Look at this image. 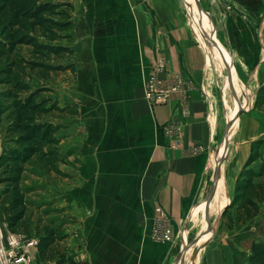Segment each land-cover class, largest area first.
I'll use <instances>...</instances> for the list:
<instances>
[{"label":"crops","instance_id":"0c3cea01","mask_svg":"<svg viewBox=\"0 0 264 264\" xmlns=\"http://www.w3.org/2000/svg\"><path fill=\"white\" fill-rule=\"evenodd\" d=\"M69 1L74 6L72 41L62 45L74 52L66 59L74 70L41 82L50 89L47 99L68 109L56 123L58 158L67 177L53 172L63 182L51 187L54 200L66 208V248L78 264H170L182 253V232L185 240L200 224L205 206L193 213L213 184L226 117L208 88V68L217 65L220 74L224 71L202 45L194 24L193 31L185 21L180 0ZM198 1L210 21L220 7L212 0ZM160 58L165 61L160 78L169 83L181 78L189 88L153 104L145 84ZM229 80L225 77L224 95L236 91L240 97ZM239 97H232L235 105ZM248 99L247 94L231 110L225 98L235 130L241 119L233 115ZM251 118L257 119H246L256 125L250 144L264 138V122ZM171 126L181 134L167 136ZM196 148L203 151L194 154ZM226 174L223 163L205 219H217L230 201ZM158 208L170 217L171 243L152 240Z\"/></svg>","mask_w":264,"mask_h":264},{"label":"trees","instance_id":"16d2710c","mask_svg":"<svg viewBox=\"0 0 264 264\" xmlns=\"http://www.w3.org/2000/svg\"><path fill=\"white\" fill-rule=\"evenodd\" d=\"M73 12L69 0H0V88H4L0 92V214L12 233H18L27 215L22 187L27 164L37 157L42 168L60 175L58 152L54 150L60 126L53 119L66 115L68 109L44 99L50 89L36 82L46 83L55 75L74 70V65L66 64L74 52L62 45L72 41ZM255 107H264V85ZM263 148L264 140L252 143L236 182V196L224 215L236 200H243L250 215L258 214L264 201ZM256 163H260L258 169H254ZM62 238L52 226L45 228L39 237L41 262L78 264L73 254L58 247ZM247 264H264V241L252 244Z\"/></svg>","mask_w":264,"mask_h":264},{"label":"rangeland","instance_id":"374dc122","mask_svg":"<svg viewBox=\"0 0 264 264\" xmlns=\"http://www.w3.org/2000/svg\"><path fill=\"white\" fill-rule=\"evenodd\" d=\"M180 1L184 7L185 21H187L192 30V24H194L195 30L198 33L202 44L204 39L214 44L215 50L213 49L212 51H209L205 46L204 48L208 51L211 58L221 64L224 71L220 74V70L218 69L219 66L217 67V65H212L208 68V88L215 93L217 101L219 104L223 105L225 110L226 122L223 132L224 135L228 124L227 114L230 112L229 108L225 105V98L230 109L233 110L235 107H238V105L240 106L244 102L247 97V90L251 91L248 94L249 99L246 104L247 108L240 116L239 119L241 120H239L238 127L236 130L234 128L235 131L230 138L229 155L224 161L225 171L227 172L226 176L229 183L228 196L229 200L232 202L236 196L237 179L244 168V164L240 167V160L246 154L247 147L250 144L249 139L254 130L252 128L256 127L254 124L247 123L246 119L247 117H256L259 124L262 125L264 122V107L260 109L255 107L259 90L264 85V0H231L235 2L233 3L230 1L232 3L231 5H225L218 0H212L214 5L217 4L216 6L220 7L216 8L217 13H211V15H209L214 29L211 28L208 17L199 8L197 0H194V5L197 8V10H194L195 13L192 12L190 9L191 7H189L191 5L187 4L185 0ZM242 2H249V4L246 5ZM188 7L194 17L196 16V18L200 20L204 31L202 32V35L199 33L196 20H194L190 15L188 11L189 9H187ZM206 8L208 9V7ZM203 33H205L206 37H204ZM24 51L26 53L27 49H24ZM220 51L225 56H228L232 72L235 71L239 78V86L242 90L246 91V93H242L241 89L235 86L240 92V97L236 91L234 93L231 91V93L228 92L226 96L224 95L223 90L225 86V77L228 79L230 78V82L231 78L232 80H236L237 77L233 75L231 77L224 61L215 57L212 53L215 52L219 54ZM36 85L45 87V85L39 81L36 82ZM3 89L4 88H0V92L3 91ZM48 96L49 94H46L43 98L47 99ZM232 97L234 99L239 97V104L236 103L235 105ZM66 116L67 114L55 117V119H53L54 123H58L57 121H59V119L62 121V119H65ZM256 120H254V122ZM6 125V121H4L3 126L6 127ZM260 139L264 140V138ZM2 141L3 135L1 134L0 155L2 153ZM252 143L253 142L250 144V153ZM263 149L261 151H264ZM54 150L59 152L58 147H55ZM59 161H62V163H57V168L60 173L58 176H62L61 178L66 179L67 175H65V173L61 170L64 162L63 160ZM259 167L260 163H256L254 165V169H258ZM54 182L59 185L63 181L54 178L50 170L42 168L37 157L32 159L27 164L22 181V187L26 190V201L28 204L26 219L20 226L18 233H12L8 229L5 217L0 214V251L3 254L1 255L0 253V264H5L3 245L8 234H16L39 239L45 228L52 226L56 229L58 236L64 237L62 238V241L58 242V247L62 250H67L66 243L68 236L65 232V228L66 225L69 224V221L63 219L66 208H60L59 204L54 200L55 196L51 190ZM236 201L234 203L235 205L232 208L230 207L229 211L223 215L220 220H218V218L215 219L214 216L207 215L205 219L206 212H208L211 208L209 205L205 206L204 214L201 216L200 224L195 229V233L191 232L190 234L187 232V237H185L187 241L186 264L248 263L252 244L254 242L264 241V201L260 203L259 212L256 215L249 214V210L243 206V200ZM209 217L210 222L208 224L207 220ZM202 232L203 234L201 235ZM185 233L186 232H182V236L180 238L183 241ZM200 235L201 238L198 244L194 246L193 243L200 237ZM152 240L156 242L153 237ZM181 249L183 250V247H181ZM196 254L197 256L194 257ZM178 261L179 256L176 260L173 258L170 261V264H178ZM54 263L57 264V260L54 261Z\"/></svg>","mask_w":264,"mask_h":264},{"label":"built area","instance_id":"2783aa9c","mask_svg":"<svg viewBox=\"0 0 264 264\" xmlns=\"http://www.w3.org/2000/svg\"><path fill=\"white\" fill-rule=\"evenodd\" d=\"M164 70L165 61L160 58L152 68L146 81L145 88L148 100L164 99L177 92L183 95L188 90L187 83L180 78H176L170 83L161 79L160 74ZM165 134L167 136H178L181 134V130L179 127L171 126L166 128ZM174 145L177 146L178 144ZM202 151V148H196L193 153L198 154ZM153 225L152 237L156 242L166 244L174 241L170 217L161 208L156 209ZM38 246L39 239L37 238L8 234L3 245L5 264H56L54 262L43 263L39 261Z\"/></svg>","mask_w":264,"mask_h":264},{"label":"bare ground","instance_id":"6f19581e","mask_svg":"<svg viewBox=\"0 0 264 264\" xmlns=\"http://www.w3.org/2000/svg\"><path fill=\"white\" fill-rule=\"evenodd\" d=\"M186 1V0H185ZM187 4H189V5H191V6H189V7H191L190 9L192 10V12L193 13H195V11L194 10H197V8L195 7V5H194V0H187ZM188 9V8H187ZM189 11V13H190V15H191V17L194 19V20H196V24H197V27H198V30H199V33L202 35V32H204L203 31V27H202V25H201V23H200V20L199 19H197L196 18V16L194 17V15H193V13L190 11V10H188ZM204 34V37H206L205 36V33H203ZM203 46H205L209 51H212L213 49L215 50V46H214V44H212L211 42H209V41H206L205 39H204V42H203V44H202ZM217 49V48H216ZM214 55H215V57H217V58H219V59H222L223 61H224V63H225V65H226V68L228 69V71H229V74H230V76L232 77V75L233 76H235L234 75V72H232V68H231V65H230V61H229V59H228V56H225L221 51H220V53L218 54V53H215V52H212ZM235 78V77H234ZM181 79V78H180ZM231 82H232V84L233 85H236V86H238L239 87V89H240V86H239V84H238V82L237 81H234V80H231ZM187 85H188V83H187ZM145 86H146V84H145ZM188 88H189V85H188ZM247 94H249V92H247ZM167 97H165L164 99H166ZM164 99H157V100H154V101H152V99H149V101H151V102H159V101H161V100H164ZM154 104V103H153ZM246 108H247V105L245 106V107H243V108H240V109H238L237 111L239 112L240 110H242V109H244V110H246ZM238 112H236V113H234V119H236L237 118V113ZM228 122H230V123H232V128H231V132H230V138L232 137V135H233V132H234V122H233V117H232V115H229L228 116ZM165 132H166V129H165ZM224 146H225V144H224V141L222 142V144H221V147H220V149H221V151L219 152V157H218V160H217V163H216V168H217V164H218V162H219V160H220V156H221V154L223 153V151H224ZM222 167H223V163L221 164V166H220V169H219V177H218V184H219V182H220V172L222 171ZM216 171H217V169H216ZM218 184H217V186H216V190H217V187H218ZM215 196V195H214ZM214 199V198H213ZM213 201V200H212ZM212 203V202H211ZM211 203H209V204H211ZM208 203H206V201L200 206V207H198L197 209H195V211H194V213H193V217H194V215H195V213L196 214H198V212H200V210L204 207V206H208L209 205ZM197 211V212H196ZM193 217H192V219H193ZM184 245H183V250H182V258H183V261H184V264H186V256H187V251H186V244H187V241H186V238H185V240H184ZM0 253H1V255H3L2 254V252L0 251ZM178 264H181V262H178Z\"/></svg>","mask_w":264,"mask_h":264},{"label":"water","instance_id":"95a60500","mask_svg":"<svg viewBox=\"0 0 264 264\" xmlns=\"http://www.w3.org/2000/svg\"><path fill=\"white\" fill-rule=\"evenodd\" d=\"M198 1V0H197ZM198 5H199V8L200 9H202L201 8V5H200V3H199V1H198ZM244 112V109H242V110H240L238 113H237V116H238V118H240V116L242 115V113ZM231 128H232V123H230V122H228V124H227V128H226V131H225V135H224V144H225V146H224V151H223V153L221 154V156H220V160H219V162H218V164H217V171L215 172V174H214V179H213V184H212V187H211V189H210V191H209V194H208V196H207V198H206V203H211L212 202V200H213V198H214V195L216 194V186H217V184H218V177H219V169H220V166H221V164L222 163H224V161L226 160V158H227V156H228V154H229V150H230V148H229V141H230V132H231ZM219 156V155H218ZM210 205V204H209ZM231 205V201H229V203H228V205H226L225 207H224V209H223V211L221 212V214L218 216V220H220L221 218H222V216L224 215V213H225V211H226V209L229 207ZM208 224H209V222H210V217L208 218ZM204 232V231H203ZM203 232L201 233V235L203 234ZM201 235H200V237L193 243V245L194 246H196L197 244H198V242H199V240H200V238H201ZM213 236V235H212ZM182 254L180 255V257H179V261L178 262H181V264H184V261H183V258H182ZM197 256V254L194 256V257H196Z\"/></svg>","mask_w":264,"mask_h":264}]
</instances>
